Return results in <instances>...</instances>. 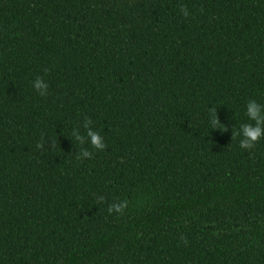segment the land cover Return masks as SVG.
I'll return each mask as SVG.
<instances>
[{"label": "trees", "instance_id": "trees-1", "mask_svg": "<svg viewBox=\"0 0 264 264\" xmlns=\"http://www.w3.org/2000/svg\"><path fill=\"white\" fill-rule=\"evenodd\" d=\"M249 100L264 0H0V264H264Z\"/></svg>", "mask_w": 264, "mask_h": 264}, {"label": "clouds", "instance_id": "clouds-1", "mask_svg": "<svg viewBox=\"0 0 264 264\" xmlns=\"http://www.w3.org/2000/svg\"><path fill=\"white\" fill-rule=\"evenodd\" d=\"M180 11L185 17L188 16L186 6L181 5ZM32 87L40 96L47 95V85L42 77H36V79L32 83ZM261 109L262 106L255 100H249L246 104V116L248 120L253 121L254 123L241 124L239 131H233V139H235L237 136H240V133H242V136H240L241 139L239 141V147L242 150H251L255 146V144L259 142L261 137L264 136V127H262V125H264V111H262ZM209 114L211 127L219 128L221 125L216 120L215 108L210 109ZM91 123V120L86 121L85 128L87 129V131L84 136L77 137V139L81 144H83L85 140L90 139V146L98 151H102L105 147L103 138L97 131H92L89 128V125ZM42 146V144H37V148H40ZM51 147H53V143ZM82 156L87 159L92 158V154L88 150L83 151ZM76 159L81 160V157L77 156ZM127 205V200L112 203L108 206V213H123ZM184 242L186 243V241Z\"/></svg>", "mask_w": 264, "mask_h": 264}]
</instances>
